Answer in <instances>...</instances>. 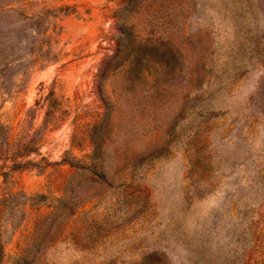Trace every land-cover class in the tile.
Instances as JSON below:
<instances>
[{
	"label": "rangeland",
	"instance_id": "374dc122",
	"mask_svg": "<svg viewBox=\"0 0 264 264\" xmlns=\"http://www.w3.org/2000/svg\"><path fill=\"white\" fill-rule=\"evenodd\" d=\"M0 264H264V0H0Z\"/></svg>",
	"mask_w": 264,
	"mask_h": 264
}]
</instances>
